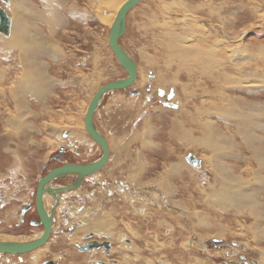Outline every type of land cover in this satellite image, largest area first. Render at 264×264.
Masks as SVG:
<instances>
[{"label": "rangeland", "instance_id": "374dc122", "mask_svg": "<svg viewBox=\"0 0 264 264\" xmlns=\"http://www.w3.org/2000/svg\"><path fill=\"white\" fill-rule=\"evenodd\" d=\"M113 1L0 0L10 18L28 13L17 16L30 27L28 38L20 39L26 45L33 37L32 50H26L15 34L0 32V188L24 192L20 196L25 202L35 180L54 165L43 162L66 147L67 140L80 147L75 135L88 136L85 114L97 90L127 75L108 41ZM22 2L30 10L22 9ZM263 14L264 0H143L129 11L120 43L137 64L131 89L140 94L111 91L94 114L112 148L100 172L117 173L128 186H122L121 196L106 198L105 207L100 200L90 203L96 215L90 207L76 213L73 233L55 230L46 248L66 250L62 264L89 262V255L77 253L71 245L91 231L112 244L110 254L98 251L93 258H113L118 264H238L242 256L264 264V166L247 142L250 122L255 121L254 136L262 139L254 145L264 150ZM3 37L8 38L4 43ZM221 38L226 44H219ZM238 43L242 46L236 50L241 51H231ZM199 47L208 51L202 59ZM240 53L254 57L248 62L253 67L244 74L236 64ZM26 64H33L40 78L36 83L51 91L40 103L23 94L24 104L14 96ZM238 81L247 86L233 87ZM254 84L262 87L253 88ZM171 88L175 108L163 104ZM160 89L165 93L159 94ZM230 98L246 113L258 115L239 112ZM255 102L262 107H253ZM16 116L27 120L20 131L8 123ZM30 119L36 125L33 131L28 128ZM68 130L73 133L65 138ZM81 140V157L91 158L85 154L92 146ZM189 154L199 164L189 163ZM28 175L30 185L23 183ZM259 176L262 183L256 182ZM226 189L231 201L223 205L215 196ZM240 190L255 202L238 204L234 191L241 196ZM14 205L0 210L8 222L18 211Z\"/></svg>", "mask_w": 264, "mask_h": 264}, {"label": "flooded vegetation", "instance_id": "af4514ba", "mask_svg": "<svg viewBox=\"0 0 264 264\" xmlns=\"http://www.w3.org/2000/svg\"><path fill=\"white\" fill-rule=\"evenodd\" d=\"M69 133L73 132L68 130V132L64 134V137L66 136L65 138H68ZM86 137H88L87 139L90 138L89 135ZM65 143L67 146H61L60 150L52 156L51 160L46 162V167L50 163H53L54 165L35 180L32 189L28 195H25L29 198L28 201L25 202L21 196L12 194L13 190L5 191L0 188V210H4L6 207L11 206L12 203H16L19 207L18 211L15 212V217L9 222L4 217L0 216V245H10L19 242L31 241L40 238L43 235L45 230L44 219L41 216L37 204V187L42 177H44L51 169L61 166L63 163L65 164L71 162L85 164L96 160L100 157L97 155L102 154V151L98 154L99 149L102 150L99 144L93 142L94 145H97V148H94V150L88 155L85 154V156H93L91 158L83 159L81 156L84 154L82 153L83 151H81L82 149H80L81 147H76L70 140H67ZM68 146L73 149H69ZM96 149H98L97 153ZM65 156H68L69 158L67 161L63 160ZM98 174L99 172L86 176L81 180L79 187L76 189L58 194L61 199L60 202H58L57 199H55L53 195L48 192L43 194V206L46 216L50 219L52 224L49 239H53V235L56 234L55 230H57V233L61 231L62 234L73 233L77 228L78 222H73L71 219L76 216V213H79L88 207L94 209L95 206L90 203L99 202V200L100 205L105 207L106 198L121 196L119 192L122 186L124 185V188L128 186L121 180L100 179ZM76 180L77 175L61 177L54 179L49 186L52 188H60L71 185ZM112 185H114V190L111 187ZM102 192L106 195L104 196L105 198H102L101 195H104ZM48 197L52 199L50 203L48 201ZM93 198H95V200ZM15 207L17 208V206ZM95 209L92 211L93 215L97 214ZM82 237V241L73 243L71 246L74 247L77 253L89 255V262L87 264H118L117 259H94L92 256L93 253H99L100 251L104 252L102 255L111 253L112 244L109 238H99L98 235L92 231L84 234ZM127 242H129L128 239ZM45 245L35 251L43 250L50 257L43 259L37 264H62L64 256L69 254L66 250H60L59 252H56L57 250H49V248H46ZM27 256L31 257L30 252L28 254L0 251V264H31V262L27 261ZM59 256L61 258H59Z\"/></svg>", "mask_w": 264, "mask_h": 264}, {"label": "water", "instance_id": "95a60500", "mask_svg": "<svg viewBox=\"0 0 264 264\" xmlns=\"http://www.w3.org/2000/svg\"><path fill=\"white\" fill-rule=\"evenodd\" d=\"M143 0H128L118 11V14L112 23L109 31L108 41L112 51L114 52L117 60L120 65L126 70L127 75L123 78H118L113 81H110L104 85H102L95 95L92 97L91 102L89 104L87 113L85 115V127L93 140L100 145L102 149L101 156L94 161L78 164V163H65L61 166H57L51 169L44 177H42L38 183L37 187V204L41 213L42 218L44 219L45 230L43 235L40 238L35 240L19 242L10 245H4V247L0 246V251H9L13 253H24L27 251H32L37 247L43 245L50 236L51 232V221L46 216V212L43 206L42 198L45 192L53 195L58 202L61 201L60 196L58 194L65 193L76 189L79 187L81 180L89 175H93L103 168L109 159L110 150L107 139L104 137V134L99 130L95 121L94 114L97 108L100 106L102 100L105 95L111 91L115 90H126L132 95L140 94L138 89H131V86L137 80V64L135 60L131 57V55L126 51V49L121 45L120 39L126 32L127 26V16L129 11L134 8L137 4H139ZM4 2L9 3V0H4ZM11 27V18L6 10L0 5V32L9 35ZM153 76V74H151ZM152 78V77H151ZM165 91L163 89L159 90V94H164ZM175 95V90L173 88L170 89L169 93L166 94L167 100L163 101V104L175 108L177 104L172 101L173 96ZM186 160L193 164H199V159L189 154L186 156ZM77 175V181L71 185L63 186L60 188H52L49 184L57 178H61L64 176ZM215 241H218L215 239ZM243 262L238 264H245L247 260L252 261L244 256H242Z\"/></svg>", "mask_w": 264, "mask_h": 264}, {"label": "bare ground", "instance_id": "6f19581e", "mask_svg": "<svg viewBox=\"0 0 264 264\" xmlns=\"http://www.w3.org/2000/svg\"><path fill=\"white\" fill-rule=\"evenodd\" d=\"M48 1H50V3H52L53 2V0H48ZM128 0H114L113 2H110L109 3V5H110V8L112 9V10H114L115 12L113 13V15H114V18H113V21H112V23L114 22V20H115V18H116V16H117V14H118V11L120 10V8L127 2ZM24 2H25V0H24ZM24 2H22L23 3V5L21 6V8L22 9H27V10H30V9H28V7L26 6L25 7V4H24ZM49 3V4H50ZM20 5V4H19ZM16 6H18V4L16 5ZM53 7H54V5H52ZM21 9V10H22ZM33 13V12H32ZM35 13V12H34ZM41 13V12H40ZM49 13H51V10H49ZM28 13H26L25 11H22L20 14H13V17H14V19L13 18H11V27H10V29H11V34H15L17 37H18V42L23 46V49H25L26 48V50H32L31 48H30V46L32 45V38H31V40L28 42V44H26L25 45V43H27V42H24V41H22V39H20V38H23L24 40H26L27 38H28V29L30 28L29 27V24L28 23H26L25 21H21L20 20V18H18L17 16H24V15H27ZM38 15V14H37ZM264 15V14H263ZM42 16V15H41ZM44 16V15H43ZM57 17V16H56ZM42 18V17H41ZM58 18V17H57ZM25 19V18H24ZM60 19V18H59ZM34 20V19H33ZM28 21V20H27ZM62 21V20H61ZM44 22H46V21H44ZM32 26V25H31ZM35 26V25H34ZM34 26H33V28H34ZM35 29H36V27H35ZM37 30V29H36ZM27 32V33H24V32ZM33 32V31H32ZM210 33H213L212 31H209ZM29 34H30V32H29ZM213 34H217V33H213ZM38 35V34H37ZM7 37V36H6ZM5 37H3V40H2V42L4 43V42H6L7 40H8V38H5ZM1 39V38H0ZM5 40V41H4ZM215 41V40H214ZM220 42H219V44L221 43V44H226V40H224L223 38H221L220 40H219ZM213 42V41H212ZM216 42V41H215ZM0 43H1V40H0ZM200 44L201 45H203V43H201L200 42ZM200 44H198L199 46H201ZM218 44V43H217ZM229 44V43H228ZM22 46H20V48L22 47ZM239 46L241 47L242 45L240 44V43H238L237 45H236V48L234 47L233 48V50H231V51H235L236 53L237 52H239V51H241V49H238V50H236L237 48H239ZM23 49H21V50H23ZM261 53H264V48H261ZM31 52V51H30ZM208 51H206V49L205 50H202V48H200L199 47V51H198V53H199V57H200V59H202V57H203V55H205L206 53H207ZM242 53H240L239 54V56H238V61H237V67H238V69H239V71L241 72L242 71V73L244 74V71L243 70H245V69H247V68H252L253 67V65L252 64H248V62H252L251 60H254V57H249V56H245V55H242ZM260 59H264V57H260ZM244 60H246V62L244 61ZM199 64H202V62H199ZM25 67V69H24V73H22L21 74V76H20V80H19V82H17L16 83V85H15V97L18 95V96H20V95H23V94H25L26 96H28L29 98H31V99H33V101H35V102H39L40 103V101H42V99L44 100L45 98H48V94H50L51 93V91H50V89H49V87H47L45 84H38V83H36V80L37 79H40L39 78V76L36 74V72H35V69H34V67H33V64H26V65H24ZM255 66H256V64H255ZM264 67V66H263ZM258 68V67H257ZM259 69V68H258ZM137 73H138V68H137ZM252 73V72H251ZM257 73H260V72H257ZM253 75H255V73H252ZM264 81V80H263ZM15 83V82H14ZM50 85H51V82L49 83ZM262 84H264V82L262 83ZM236 86H240L241 88L242 87H244V86H247V82H241V81H238V82H236V84L233 86V87H236ZM262 86H264V85H262ZM261 86V84H254V87L253 88H256V87H262ZM51 89H52V87H51ZM20 101L21 102H23L24 104H25V102H26V97L24 96L23 98L20 96ZM242 99H244V97H242ZM244 100H246V99H244ZM16 102L15 103V108H16V110H15V112L16 113H18L19 112V110H20V103L21 102ZM230 102L233 104V106H234V108L236 107V109L239 111V112H241V113H243V114H246V116L247 115H250V116H257L258 115V113H246L243 109H241L238 105V102L236 101V99L233 101L231 98H230ZM33 105V104H32ZM34 106V105H33ZM26 108L27 107H29L28 105H26L25 106ZM24 107V109H23V113L24 114H26V112H27V110H26V108ZM253 107H255V108H261L262 107V103H260V102H255V105H253ZM34 108V107H33ZM255 110H259L260 111V109H255ZM33 112H34V110H33ZM30 114H32V113H30ZM16 115V114H15ZM86 115V114H85ZM212 115V114H211ZM237 117V116H236ZM21 119V120H20ZM10 125H12L11 127L14 129V130H18V131H20V129H21V126L23 125V123L26 125V123H27V120H24V119H22V118H18L17 116H16V118L15 117H10L9 118V122H8ZM28 128H30L29 130L30 131H33L35 128H36V125L34 124V122L32 121V119H30V121H28ZM84 123H85V121H84ZM247 123H249V121H247ZM256 122L255 121H252V122H250V126L253 128H250L249 129V131H248V133H249V139H248V141L247 142H251L252 144H253V147H252V149H253V153H254V151L256 152V154L257 155H259L260 156V158H258V160H259V162H260V164L262 165V166H264V150L262 149V147H257V146H255L254 145V142L255 141H260L259 139H262V138H259V137H257V136H254L255 134H254V131H255V129L256 128H254V124H255ZM86 126V125H85ZM248 127V126H247ZM257 128H261V127H257ZM85 130H86V128H85ZM86 133L90 136V134L88 133V131L86 130ZM15 135V134H14ZM90 138H92L91 136H90ZM228 140H229V138H227ZM232 145H233V143H231ZM81 145L83 146V143H82V141H81ZM109 145V144H108ZM84 147V146H83ZM251 149V148H250ZM110 150V149H109ZM221 155H222V153H220ZM232 154H233V152H232ZM109 157H110V155H109ZM216 157H218V156H216ZM48 160V159H47ZM109 160V159H108ZM184 166V165H183ZM259 174H257V176H258ZM65 177V176H64ZM256 182L257 183H262V178L259 176V178H257L256 177ZM247 183V182H246ZM239 192H241V196L239 195V194H236L237 193V191H234V193H235V196L238 198V201H237V203L238 204H241V202H245V201H247L248 200V203L250 202V200L251 201H253V202H255L254 201V199H252V197L251 196H249V194L248 195H246V193H244V192H246V191H244V192H242L241 190L239 191ZM47 194V193H46ZM217 196H218V202L219 203H221V204H225L227 201H231V198H230V194H229V192H228V190L226 189V190H224V192H217V195L215 196V198L217 199ZM227 200V201H226ZM258 201V200H257ZM260 202V201H259ZM196 225V224H195ZM195 225H194V227H195ZM1 238V237H0ZM3 241H4V239H3ZM50 240L48 239L43 245H41V246H39V247H37L36 249H34V250H30V251H27V252H24V253H33V254H31V257H28L27 259H28V261H30L31 262V264L33 263V264H37V263H39L40 261H42L43 259H45V258H47V253H45V252H43V251H35V250H37V249H39V248H41L42 246H44L45 244V247H47V246H49L50 245ZM1 247H4V245L3 244H1L0 245ZM50 247V246H49ZM54 248H56V246L54 245L53 246ZM52 249V248H51ZM150 262V261H149ZM154 262V261H153ZM168 263V262H167ZM170 264H172L171 262H170ZM245 264H257L256 262H254V261H247Z\"/></svg>", "mask_w": 264, "mask_h": 264}, {"label": "crops", "instance_id": "0c3cea01", "mask_svg": "<svg viewBox=\"0 0 264 264\" xmlns=\"http://www.w3.org/2000/svg\"><path fill=\"white\" fill-rule=\"evenodd\" d=\"M106 95H107V94H106ZM95 123H96V122H95ZM96 125H97V123H96ZM97 127H98V126H97ZM98 128H99V127H98ZM100 131H101V130H100ZM36 132H38V131H36ZM101 132H102V131H101ZM102 133H103V132H102ZM103 134H104V133H103ZM121 134H122V132H121ZM121 134L119 133V135H121ZM75 137H76V139H77V140H76L77 143H79V142H81V141H82V143H84L83 140L80 141V137H83V139L86 141V145H85V144H84V145H85L86 147H87L88 145H91V146H92V143H91L92 140H91L90 138L87 139L86 136L84 137V134H83L82 132H81L80 135H77V136L75 135ZM89 137H90V136H89ZM105 137H106V136H105ZM106 138H107V137H106ZM107 140H108V139H107ZM108 142H109V140H108ZM126 142H127V141H126ZM64 143H65V142H64ZM65 144H66V143H65ZM25 145H26V144H25ZM109 145H110V142H109ZM32 146H33V144H32ZM110 146H111V145H110ZM80 147L82 148V145H81V144H80ZM81 148H80V149H81ZM94 148H95V147L92 146V149H91V150L93 151ZM114 149H115V157H116V159L118 160V163H122L121 157H119V154H121V152H119L118 149H117L116 147H115ZM82 150H83V148H82ZM92 151H91V152H92ZM110 151H111V153H112V148H111V147H110ZM54 154H55V153H54ZM51 158H52V157H51ZM51 158L49 157L50 160H51ZM97 159H98V158H97ZM97 159H96V160H97ZM111 159H112V156H111ZM50 160H49V161H50ZM45 162H48V160H47V161H44L43 164H44ZM123 162H125V161H123ZM100 171H101V170H100ZM100 171H99V174H98V177H99L100 179L104 178V179H106V180L111 179V180H121V181H123V178H122V177H121V178H117V176H118L117 173H116V174H113V173H112V174H111V173L109 174V172H112V171H109V172H107V173L105 174V173H101ZM119 176H121V175H119ZM65 177H66V176H65ZM125 180H127V178H125ZM23 183L26 184V185H30V184L32 183V180H30L29 175H28V178H27L26 180L23 181ZM25 187L29 188V186H25ZM23 190H24V189H23ZM22 193H24V192H22V191H17L15 194L20 196ZM27 198H28V197H27ZM64 198H66V197H64ZM48 201H49V203H50V202L52 201V199L48 197ZM14 206H17V210L19 209L18 205H14Z\"/></svg>", "mask_w": 264, "mask_h": 264}]
</instances>
